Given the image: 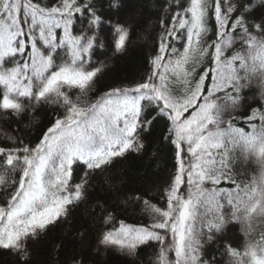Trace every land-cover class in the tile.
<instances>
[{"label": "snow or ice", "instance_id": "6c2138e0", "mask_svg": "<svg viewBox=\"0 0 264 264\" xmlns=\"http://www.w3.org/2000/svg\"><path fill=\"white\" fill-rule=\"evenodd\" d=\"M175 2L182 6V0ZM251 8L239 0H190L160 34L158 53L151 60L153 70L144 82L112 89L80 107L64 89L83 91L100 71L88 70L84 56L96 36L73 35L70 29L73 13L90 15L88 32L101 23L91 0H58L55 5L0 0V108L19 114L26 107L23 98L38 104L54 94L55 102L65 109L34 147L22 140L21 147H0V157L18 176L8 184L0 173V185H6L5 202L0 206V248L12 250L26 264L29 239L67 216L69 206L84 198L89 172L143 147L137 129L151 123L141 119V101H147L154 102L171 122L165 139L175 147L177 170L165 189L167 208L151 206L160 217L151 228L121 222L118 229L103 232L99 243L133 252L146 241H156L160 245L156 264H215L203 259V229L212 239L233 220L241 222L246 236L256 232V224L261 231L258 240L245 242L242 252L225 244L229 264H264V105L253 108L244 119L250 132L236 127L232 118L224 119L236 110L246 82L258 79L264 86V17L258 22L249 20ZM213 18L214 30L208 26ZM61 27L64 35L58 37L55 29ZM114 32V47L119 52L129 30L116 25ZM210 32L216 39L209 42ZM176 40L185 41L182 51L175 46ZM237 40L241 48L227 56ZM65 45L66 57L58 64V49ZM192 54H198L195 62ZM202 63L208 66L198 72ZM169 75L183 85V95L172 94L166 83ZM257 117L259 125L253 122ZM182 151L190 156L187 165ZM250 160L258 166L250 179L246 170L234 171L238 161L246 164ZM75 162H82L87 171L73 184ZM225 183L230 187H220ZM182 184H186V196ZM111 220L108 214L104 222ZM171 251L174 259L169 257ZM71 264H83V259L73 257Z\"/></svg>", "mask_w": 264, "mask_h": 264}, {"label": "trees", "instance_id": "16d2710c", "mask_svg": "<svg viewBox=\"0 0 264 264\" xmlns=\"http://www.w3.org/2000/svg\"><path fill=\"white\" fill-rule=\"evenodd\" d=\"M39 2L55 5L58 0ZM80 2L85 3L87 0ZM189 2L190 0H182V6L178 7L175 0H91L96 15L101 17V23L95 26L92 32L87 31L90 15L87 12L73 13L74 19L70 29L72 34L79 35L85 32L87 35L96 36L93 48L84 54L86 66L90 65L88 70L100 69L85 90L64 89L73 102L80 107H87L112 89L135 87L136 84L144 82L153 70L151 60L158 53L160 34L165 27L171 26V17L188 7ZM235 2L237 0H233V3ZM239 2L252 5L250 15L247 17L249 20L258 22L264 17V0ZM116 25H123L129 30L125 47L119 52L114 47ZM208 26L214 30V18ZM55 32L58 37L64 35L62 27L55 29ZM206 39L210 42L216 37L210 32ZM169 40L171 41V38ZM174 43L177 48L183 50L184 40H176ZM240 48L241 44L237 40L233 49L227 51L226 55L231 56L233 51ZM58 51L60 58L56 63L59 64L66 57L67 45ZM167 58L165 53V59ZM198 58V54H192L193 62ZM207 66L206 63H202L197 71ZM166 83L174 96L183 95V85L177 82L175 77L169 75ZM2 90L3 85H0V93ZM262 93L264 86L260 80L252 79L246 82V86L239 93L240 100L236 110L226 114L224 119L232 118L236 127H242L246 132L252 131L244 119L251 114L253 108L264 105ZM55 101L54 94L47 102L38 104L35 102L30 104L28 99L23 98L22 102L26 107L19 114L10 109L0 108V147L6 149L21 147V140L24 145L34 147L54 119L65 114L64 107ZM141 104L144 106L141 119L151 121L150 124L137 129V138L143 147L139 151L128 150L123 155L112 158L101 170L89 172L84 198L69 206L67 216H62L49 225L35 239H29L30 258L26 264H71L73 257L83 259V264H156L160 247L156 241H146L138 245L133 252L99 243L103 232L118 229L121 222L137 228H151L152 224L160 219L152 211L151 206L162 210L167 208L165 189L168 188L177 170L175 147L165 139L169 135L168 128L171 122L166 115L159 112L154 102L149 104L147 101H141ZM237 117L239 119H235ZM253 122L260 124L258 117ZM186 147V144L183 145V148ZM181 156L187 165L190 156H185L183 151ZM12 168L13 166L7 165L0 157V173L5 174L8 184L18 179ZM245 170L247 178L250 179L258 170V166L251 160L246 164L238 161L234 171L238 173ZM85 171L87 169L82 162H75L71 182L79 183ZM205 186L211 187L207 183ZM220 187L229 188L230 185L225 183ZM11 190L10 187L7 188V191ZM5 191L6 185H0V206L5 202L3 199ZM181 192L186 196V184L181 185ZM108 214H111L112 220L106 224L104 220ZM255 227L256 232L249 237L245 235L241 222L229 220L223 230L215 233L212 239H208V230L203 229L205 233L201 240L203 259L214 260L215 264H229L231 258L225 253V244L242 252L247 240L259 239L261 226L256 224ZM169 257L175 258L174 251L169 252ZM0 264L25 262L12 250L0 248Z\"/></svg>", "mask_w": 264, "mask_h": 264}]
</instances>
